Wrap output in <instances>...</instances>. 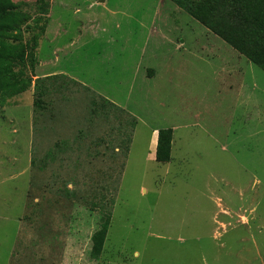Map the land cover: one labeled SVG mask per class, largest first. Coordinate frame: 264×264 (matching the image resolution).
<instances>
[{
  "label": "rangeland",
  "instance_id": "obj_1",
  "mask_svg": "<svg viewBox=\"0 0 264 264\" xmlns=\"http://www.w3.org/2000/svg\"><path fill=\"white\" fill-rule=\"evenodd\" d=\"M44 2L41 108L0 107V264H264V72L169 0Z\"/></svg>",
  "mask_w": 264,
  "mask_h": 264
},
{
  "label": "trees",
  "instance_id": "obj_2",
  "mask_svg": "<svg viewBox=\"0 0 264 264\" xmlns=\"http://www.w3.org/2000/svg\"><path fill=\"white\" fill-rule=\"evenodd\" d=\"M211 34L264 72V0H169ZM35 13L11 0H0V107L28 92L36 91L35 108H41L44 87L33 78L38 65L36 50L48 23L49 4L37 0ZM111 105L103 101V107ZM113 106V105H111ZM173 130L157 131L155 162L171 160ZM102 207L99 229L91 238L90 258L101 256L110 224Z\"/></svg>",
  "mask_w": 264,
  "mask_h": 264
},
{
  "label": "crops",
  "instance_id": "obj_3",
  "mask_svg": "<svg viewBox=\"0 0 264 264\" xmlns=\"http://www.w3.org/2000/svg\"><path fill=\"white\" fill-rule=\"evenodd\" d=\"M155 137L157 139V133L156 132H155ZM156 139L154 138L153 144L151 145V149L153 150V153H152L153 158L155 156V146H156L155 142H156Z\"/></svg>",
  "mask_w": 264,
  "mask_h": 264
}]
</instances>
